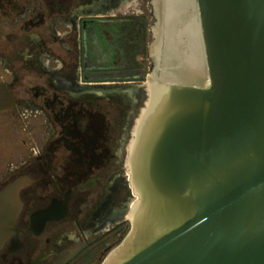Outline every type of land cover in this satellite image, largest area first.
Returning a JSON list of instances; mask_svg holds the SVG:
<instances>
[{"label":"water","instance_id":"obj_1","mask_svg":"<svg viewBox=\"0 0 264 264\" xmlns=\"http://www.w3.org/2000/svg\"><path fill=\"white\" fill-rule=\"evenodd\" d=\"M149 3L130 227L100 264H264V0ZM31 180L0 190V244Z\"/></svg>","mask_w":264,"mask_h":264},{"label":"flooded vegetation","instance_id":"obj_2","mask_svg":"<svg viewBox=\"0 0 264 264\" xmlns=\"http://www.w3.org/2000/svg\"><path fill=\"white\" fill-rule=\"evenodd\" d=\"M131 1L0 0V39L19 27H59L66 43L59 42L58 71L75 80L56 83L44 75L30 85L10 84L19 108L12 110L40 130L21 167H9L10 178L0 179L1 190L22 174L32 178L21 188L16 228L0 244V264H100L129 230L134 196L125 157L145 80L86 79L90 46L83 41L88 27L113 17L146 14L150 26L149 0L140 2L141 12L130 10ZM25 76L13 72L15 80ZM121 186L129 188L124 195Z\"/></svg>","mask_w":264,"mask_h":264},{"label":"rangeland","instance_id":"obj_3","mask_svg":"<svg viewBox=\"0 0 264 264\" xmlns=\"http://www.w3.org/2000/svg\"><path fill=\"white\" fill-rule=\"evenodd\" d=\"M141 1L132 0L130 10L141 12ZM59 31V27L46 25L33 28L19 27L0 39V179L2 180L10 178L11 167H21L16 165L29 157L31 146L36 147L34 145L40 130L39 123L33 119L30 122L23 121L17 116L16 111L12 110L18 107L11 94L12 87L15 91V85L10 87V84L17 81L22 83L20 80H23L30 85L44 75L49 79L53 78L52 82L56 83L75 81L70 75L63 76L58 71L60 70L58 68L63 66V60L59 55L61 50L59 42L61 40L64 43L65 40L60 38ZM151 39L150 33V41ZM145 59L149 73L155 69L156 61L149 53ZM15 71L29 73V77L25 76L23 79L20 77L15 80L13 79ZM24 127L27 129L24 130ZM18 131H24V133H18ZM32 154L35 156L34 153ZM129 188L121 186L120 194L124 195L123 191Z\"/></svg>","mask_w":264,"mask_h":264},{"label":"trees","instance_id":"obj_4","mask_svg":"<svg viewBox=\"0 0 264 264\" xmlns=\"http://www.w3.org/2000/svg\"><path fill=\"white\" fill-rule=\"evenodd\" d=\"M84 75L88 80H145L150 41L146 14L96 21L86 29ZM142 57V59L140 58Z\"/></svg>","mask_w":264,"mask_h":264}]
</instances>
